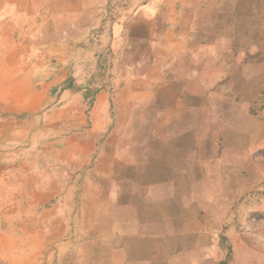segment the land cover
<instances>
[{
	"label": "crops",
	"instance_id": "obj_1",
	"mask_svg": "<svg viewBox=\"0 0 264 264\" xmlns=\"http://www.w3.org/2000/svg\"><path fill=\"white\" fill-rule=\"evenodd\" d=\"M26 1L19 20L0 2V264H264V236H220L200 225L212 215L184 212L182 175L199 170L188 110L196 122L212 30L160 34L151 15L166 8L142 6L87 85L72 68L96 52L103 0Z\"/></svg>",
	"mask_w": 264,
	"mask_h": 264
},
{
	"label": "rangeland",
	"instance_id": "obj_2",
	"mask_svg": "<svg viewBox=\"0 0 264 264\" xmlns=\"http://www.w3.org/2000/svg\"><path fill=\"white\" fill-rule=\"evenodd\" d=\"M0 2L8 9L7 16L19 20L25 15L14 13L13 8L28 1ZM61 4L55 0L56 6ZM147 5L165 7L167 11L166 15H151L152 30L164 34L169 29L175 38L182 24L185 30L199 22V27L212 30L209 38L216 55L225 53L226 61L216 56L210 77L200 82V87L208 85V89H199L196 122V111L188 110L193 115V134L196 131L198 136L199 170L197 174L182 175L183 194L188 195L183 198L184 212L187 206L200 217L212 215V220L200 225L218 231L220 236L230 228L264 236V0H103L98 23L89 19L90 48L96 52L83 60L86 64L81 60L74 65L72 81L84 80L89 85L96 80L92 77L95 73L101 76L104 64H95L93 58L113 56L114 32L124 31L127 20ZM67 16L79 20L78 14ZM62 17L61 13L54 14L56 21H62ZM166 49L167 53L173 52L175 44L170 41ZM86 55L83 53L81 58ZM166 110L167 117L174 113ZM186 128L190 126L184 124ZM174 129L167 124L163 128L168 133ZM138 130L141 132L142 126Z\"/></svg>",
	"mask_w": 264,
	"mask_h": 264
}]
</instances>
